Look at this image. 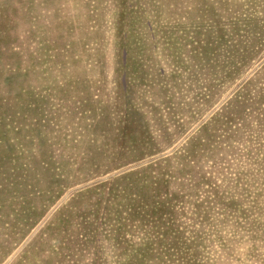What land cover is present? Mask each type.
Returning <instances> with one entry per match:
<instances>
[{
	"label": "rangeland",
	"instance_id": "rangeland-1",
	"mask_svg": "<svg viewBox=\"0 0 264 264\" xmlns=\"http://www.w3.org/2000/svg\"><path fill=\"white\" fill-rule=\"evenodd\" d=\"M0 264H264V0H0Z\"/></svg>",
	"mask_w": 264,
	"mask_h": 264
}]
</instances>
